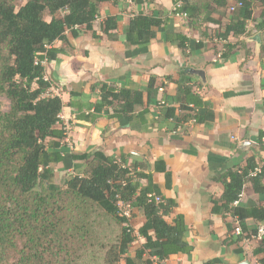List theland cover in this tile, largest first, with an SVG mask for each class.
<instances>
[{"label":"trees","instance_id":"trees-1","mask_svg":"<svg viewBox=\"0 0 264 264\" xmlns=\"http://www.w3.org/2000/svg\"><path fill=\"white\" fill-rule=\"evenodd\" d=\"M19 1L0 0V98L9 101L6 110L0 100V264H80L100 246L103 251L93 255H100L103 264H153L152 257L165 260L172 255L190 254L193 247L187 241L183 217L168 221L177 202L163 198L161 187L154 181V173H163L166 188L172 187V174L164 161H156L153 171H149L145 162L124 167L128 163L125 155L119 162L102 151L74 154L66 169L73 161H84L79 170L82 175L69 176L64 185L56 182V168L68 155L62 150L67 135L60 118L64 103L60 96L49 94L52 84L44 80L42 61L57 59L60 50L53 46L58 41L67 42L68 32L76 37L79 29L93 31L101 3L116 4L120 0H26L18 9ZM235 1L236 5L231 6L229 0H173L175 6L181 3L175 13L186 16L195 27L202 26L199 20L203 17L206 22L220 25L217 37L224 41L221 64L231 59L239 47L247 58L251 56L247 43L239 39L253 35L248 22L253 19L255 3ZM231 8L234 11L229 24L222 25L212 17L213 13L225 15ZM164 23L155 16L137 13L126 33V45H149ZM102 29L109 40H118L116 17H108ZM255 31L264 38V19ZM180 37L179 47L188 57L192 54L186 45L189 40L185 35ZM203 48L202 41L195 44V51ZM180 76L175 105L167 109L165 117L175 122L176 130L192 121L213 123L214 110L195 90L204 84H193L188 68ZM157 83V78H151L145 90L94 85L92 90L99 88L101 92L94 110H111V118L130 123L137 107H141L138 116L144 117L154 94L167 87ZM257 143L264 151V131L259 133ZM215 180L223 184L224 192L213 199L212 212L235 218L237 228L242 230L236 241L246 238L256 242L252 236L257 229L250 231L249 221L264 224V203L242 206L235 202L240 201L247 184L264 197V158L249 157L245 164L228 168ZM150 194L161 197L162 202L151 200ZM122 204L131 205L132 220L139 214L146 219L138 229L144 243L134 257L130 250L137 240V230L123 217ZM110 226L118 228L115 239L106 238ZM259 254H264V238L255 246V255ZM260 263L264 264V258Z\"/></svg>","mask_w":264,"mask_h":264},{"label":"crops","instance_id":"crops-1","mask_svg":"<svg viewBox=\"0 0 264 264\" xmlns=\"http://www.w3.org/2000/svg\"><path fill=\"white\" fill-rule=\"evenodd\" d=\"M120 0L116 4L103 2L93 24V31L79 29L75 37L67 33V42L58 41L54 48L60 50L56 60L49 62L46 75L62 98L67 130L62 150L68 155L56 168L57 174L79 171L84 161H73L71 155L92 154L102 151L120 159L127 156V164L145 162L153 171L156 161H164L172 174V187L166 188L163 173H154V181L161 187L162 197L173 199L177 207L169 222L182 216L187 227L186 238L193 247L190 254L172 255L171 264H261L264 254L255 255L256 242L248 239L236 241L238 222L232 216L214 214L213 199L224 192L222 183L215 180L230 167L245 164L249 157L264 158V151L257 139L264 131V57L261 46L262 33L255 26L264 19V4L252 0L253 19L248 22L251 37H241L251 50V56L240 47L227 62L221 64L223 43L217 35L220 25L199 20L195 27L183 14L175 13L173 0ZM231 6L235 0H229ZM137 13H144L164 20L157 30V37L149 45L128 47L126 33ZM231 9L225 14L213 13L212 17L222 25L229 24ZM118 19L117 41L107 38L102 27L105 20ZM94 33L96 34L94 36ZM182 33V34H180ZM206 36H203V34ZM185 35L190 56L179 47L180 36ZM230 40H234L231 38ZM202 41L204 48L195 51V44ZM220 62V63H218ZM189 69L193 84L215 112L213 123L189 122L184 128L175 129V122L165 117L174 106L180 72ZM193 71L202 72L205 80ZM171 76L172 80H166ZM151 78L157 84H167L153 96L152 105L144 117L137 107L134 119L129 123L111 118L113 112L97 113L93 104L100 100L97 84L118 88L145 90ZM163 89V90H161ZM264 197L257 195L250 184L245 186L239 205H261ZM138 229L146 222L142 214L132 220ZM230 226V228H229ZM249 221L250 231L257 229ZM234 228V229H233ZM142 245L144 239L139 236ZM152 261V260H151ZM153 262V261H152Z\"/></svg>","mask_w":264,"mask_h":264},{"label":"rangeland","instance_id":"rangeland-1","mask_svg":"<svg viewBox=\"0 0 264 264\" xmlns=\"http://www.w3.org/2000/svg\"><path fill=\"white\" fill-rule=\"evenodd\" d=\"M26 0H22L17 2V7L18 9L25 3ZM48 19V17H47ZM0 100L4 103V107L7 110L9 108V101L5 98H0ZM81 173V174H80ZM74 175H82V170L81 171H75V172H71V173H67V172H62L57 174V178H56V182L58 184L64 185L65 181L69 178V176H74ZM134 229L137 230L136 235H137V240L134 243V246L132 247V249L130 250V256L134 257L135 253H136V249L139 247L140 243H139V234H138V224L137 221H135L134 223ZM107 237L109 239H115L117 234H118V228L116 226H110L107 228L106 232ZM104 243H111L114 240H102ZM103 247L100 246L98 248L92 249L89 254L92 253V255L88 257H86L80 264H103L102 263V259L100 257V255L96 256L93 255V252H97L100 253L103 250ZM119 264H125V261H122Z\"/></svg>","mask_w":264,"mask_h":264},{"label":"built area","instance_id":"built-area-1","mask_svg":"<svg viewBox=\"0 0 264 264\" xmlns=\"http://www.w3.org/2000/svg\"><path fill=\"white\" fill-rule=\"evenodd\" d=\"M180 5H181V3L179 2V4L175 6V11L180 7ZM231 11H234V9L231 8ZM47 48H51V47L48 46ZM48 64H49V63H48L47 60L42 61V66H43L45 69L47 68ZM44 80H45L46 82H50L49 79H48V77H47V75H46V73H45V75H44ZM161 90H163V89H161ZM51 93H52V95H58L57 92H56V90H55L53 87H51V89H50V91H49V94H51ZM58 96H59V95H58ZM60 118H61V121H62V120H65V118H64V116H63L62 113H61V115H60ZM64 129H65V131H66V133H67V130H66L65 127H64ZM119 162H120V159H119ZM129 166H130V165L127 164V165H125L124 167H129ZM139 171H140V170H138L137 172H139ZM134 175H135V172H133V176H134ZM135 176H136V175H135ZM149 198H150L151 200L155 201V202L158 203V204L162 202V198H161V197H158V196H156V195H154V194H150V195H149ZM235 205H239V201L235 202ZM121 213H122L123 217H125L127 220H129L130 222H132V208H131V205H130V204H122V207H121ZM241 233H242V230H241L240 227H238V228L236 229V234L240 235ZM252 238H253L254 240L258 241V242H261V241L263 240V238H264V224L259 225V226L257 227V233H256L255 235H253ZM151 260L153 261V264H171V263H170V259L159 260L157 257H152Z\"/></svg>","mask_w":264,"mask_h":264},{"label":"water","instance_id":"water-1","mask_svg":"<svg viewBox=\"0 0 264 264\" xmlns=\"http://www.w3.org/2000/svg\"><path fill=\"white\" fill-rule=\"evenodd\" d=\"M192 73H193V74L200 75V76L203 78V80H205V78H204V76H203V73H202V72L193 71Z\"/></svg>","mask_w":264,"mask_h":264}]
</instances>
